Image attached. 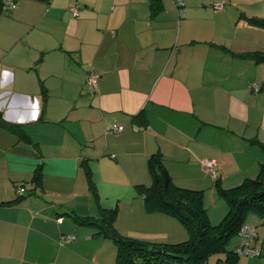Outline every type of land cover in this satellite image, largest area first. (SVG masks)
Listing matches in <instances>:
<instances>
[{
	"label": "crops",
	"instance_id": "0c3cea01",
	"mask_svg": "<svg viewBox=\"0 0 264 264\" xmlns=\"http://www.w3.org/2000/svg\"><path fill=\"white\" fill-rule=\"evenodd\" d=\"M177 1L15 0L0 16V264H116L115 242L78 221L104 209H117L123 235L187 240L138 192L155 154L176 185L203 191L213 225L229 205L203 161L217 160L225 189L259 175L264 62L233 54L264 49L246 19L264 17V0ZM245 223L261 253L235 264H264V215ZM204 264L230 263L220 253Z\"/></svg>",
	"mask_w": 264,
	"mask_h": 264
},
{
	"label": "trees",
	"instance_id": "16d2710c",
	"mask_svg": "<svg viewBox=\"0 0 264 264\" xmlns=\"http://www.w3.org/2000/svg\"><path fill=\"white\" fill-rule=\"evenodd\" d=\"M5 2L6 0H0V16L8 10ZM246 19L252 25L264 29V17ZM233 55L264 62V49ZM149 168L153 177L152 184L137 186L147 209L178 218L190 236L182 242L163 243L123 235L115 227L117 209H104L102 216L93 219L79 218L80 223L95 226L99 233L115 242L116 264H204L210 256L220 253H226L229 263L235 264L238 255L235 250L228 248L230 240L238 235L249 213L264 215V163L256 178L248 179L233 188H223L220 178H216L218 191L229 205L227 215L216 225L208 218L203 191L176 185L160 153L150 158ZM89 175L93 185L92 176L90 173ZM40 176L38 168L34 175L37 185L41 182Z\"/></svg>",
	"mask_w": 264,
	"mask_h": 264
},
{
	"label": "built area",
	"instance_id": "2783aa9c",
	"mask_svg": "<svg viewBox=\"0 0 264 264\" xmlns=\"http://www.w3.org/2000/svg\"><path fill=\"white\" fill-rule=\"evenodd\" d=\"M178 4L182 5L183 0H178ZM15 6V1L13 0H6L5 7L6 9H11ZM214 7L216 9H223L225 7V4L222 2H216L214 3ZM73 11H77L76 9H72ZM182 16L185 15L184 12L181 14ZM100 81V75L96 72L89 73L87 77V90L90 92L91 95H94L98 89ZM255 89L258 90L257 86H255ZM124 127L122 125H116L112 127L109 131L110 132H121L123 131ZM204 167L208 170V172L212 175L214 178L220 177V172L218 170V162L216 159H206L203 161ZM18 195H22L23 191L21 188H18L17 190ZM238 235L240 236V243L235 249V252L238 256L242 255H253V256H259L260 250L257 248L252 247L251 242L255 239L257 235L256 227L250 226L246 223L242 224V226L239 229ZM70 239H74L75 236L68 237Z\"/></svg>",
	"mask_w": 264,
	"mask_h": 264
},
{
	"label": "rangeland",
	"instance_id": "374dc122",
	"mask_svg": "<svg viewBox=\"0 0 264 264\" xmlns=\"http://www.w3.org/2000/svg\"><path fill=\"white\" fill-rule=\"evenodd\" d=\"M8 11H9V10H6L4 13H8ZM235 239H237V236L233 237V238L230 240V242H229V244H228V248L233 244V241H234Z\"/></svg>",
	"mask_w": 264,
	"mask_h": 264
},
{
	"label": "clouds",
	"instance_id": "9594fccd",
	"mask_svg": "<svg viewBox=\"0 0 264 264\" xmlns=\"http://www.w3.org/2000/svg\"><path fill=\"white\" fill-rule=\"evenodd\" d=\"M5 75H8V73H7V72H5Z\"/></svg>",
	"mask_w": 264,
	"mask_h": 264
}]
</instances>
